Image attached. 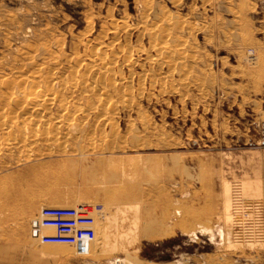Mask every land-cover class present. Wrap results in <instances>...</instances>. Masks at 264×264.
<instances>
[{
	"label": "rangeland",
	"instance_id": "1",
	"mask_svg": "<svg viewBox=\"0 0 264 264\" xmlns=\"http://www.w3.org/2000/svg\"><path fill=\"white\" fill-rule=\"evenodd\" d=\"M97 44L117 56L115 87L60 100L81 128L57 104L38 116L62 121L63 147L0 139L1 184L31 205L25 222L42 205H101L97 236L87 256L72 249L83 257L69 261L64 246L60 261L25 224L18 251L45 264H264V0H0V83L47 57L71 80L69 54L100 64ZM100 98L114 108H94ZM96 150L109 163L97 164Z\"/></svg>",
	"mask_w": 264,
	"mask_h": 264
},
{
	"label": "bare ground",
	"instance_id": "2",
	"mask_svg": "<svg viewBox=\"0 0 264 264\" xmlns=\"http://www.w3.org/2000/svg\"><path fill=\"white\" fill-rule=\"evenodd\" d=\"M156 49L157 51H160V50L168 51V46H166L165 44H161V45L159 44V46H157ZM97 51L101 52L100 56L99 54H97L99 56L98 59L101 60L100 64L96 63V61H91V64H87V63L84 64L85 62L82 63L83 59H81V56L79 55L77 51H72L69 54V56L73 59V60L68 59L67 61L68 62L67 69H69L67 71L69 73L67 74L72 77L74 76L73 79L69 77L71 80H68L67 77H62L64 75H59V73L57 72V68H56L57 65L59 66V63L56 65H53L54 67L53 66L51 67V63H49V61L51 60V57L50 58L47 57L46 61H44L42 65H33L32 70L29 73L21 75L19 79L16 81L15 80H3L0 83V87H1L0 88V100H2L4 103V105L0 108V131L1 132L9 131L10 133L8 132L9 133L8 135L0 139L15 143V144H18V143L38 144L39 142H42V141L44 143L49 144L51 141H55V143H57L58 146L63 147L64 142L57 140L59 136L55 137V135L60 132V130L58 129H60V124L62 123V121L57 120L56 122L51 123L49 120L45 121L44 119V122L40 123L41 120L39 119L38 116H40L41 113L44 111L46 113V111H49L52 106L57 104L60 110L63 111L59 115V117L60 116L64 117L63 119H66L65 120L66 124L69 127H72L73 129H75L76 127H80V128L82 127L81 125L75 123L74 120H73L74 121L73 123L71 122V120L73 119L72 115H74L73 113L75 109L69 108L66 102H60V100H62L66 94H72L73 91H79L81 93L89 92L91 94L98 95V94H101L103 90L107 91L109 90V88L115 87L116 83L111 80V76L109 75V73L113 68L112 65L116 62L117 56L111 55L110 58L105 57L106 54L104 52L102 53L101 46L99 44L95 45L92 48V52H97ZM47 53L49 54L48 51ZM90 56L94 58L95 53H91ZM124 56L126 57V55ZM125 57H122V58H125ZM70 61H71V64L69 63ZM83 66H84L83 68L84 70L80 71V68H82ZM96 76L99 77L98 79L99 84L97 85L99 87L93 85V83L88 82V77L92 78ZM11 79H14V78H11ZM106 87H109V88L106 89ZM91 103H88L89 108H91L92 106ZM109 107L114 108V105L110 103L109 101L105 100L104 98H100L98 100V104L94 108H99L100 110L105 112L108 110ZM73 108H75L74 105H73ZM77 108L78 107H76V109ZM107 119H109V117H107ZM41 124H43L44 126L40 130L39 125ZM85 134H89V132L86 131ZM92 139H90L89 137V138H85L84 139L85 141H84L83 139H80L77 136H75L74 138V140L77 143L80 144V143H83L84 141V143L86 142V145H88V147L94 148V141H93L94 139L93 140ZM93 154L96 155L95 162H97V164L98 163L107 164L109 163L106 161V160L109 161V159L107 158H111L109 154H107L108 156H105L106 154H105V151L103 150L93 151ZM25 159L30 161L29 159H31V155L29 154L26 155ZM124 172L125 171H122V173ZM1 175L2 174H0V260L2 262H0V264H15L14 256L17 253H19L18 251L19 242L21 240L27 241V237L24 235L22 228L25 226V224L28 225V224L33 223L34 215L28 222H25L24 216H20V212H22L24 208H28V209L31 208V205L25 201H22L23 196L21 192L16 189V187H14L13 185L10 186V185L1 184L2 182ZM69 180L70 179H68V181ZM113 194L114 192H108L107 190L106 198L111 201L118 200L121 203L122 198L124 196L122 198H120L119 196L118 198V197H114ZM42 201L47 202L50 200L47 198H44V200ZM228 201L229 199L225 201L224 209L222 208V210L225 211L224 213L226 217L229 211V206H228L229 203H227ZM104 207L102 206L103 209ZM149 218L152 220L153 223H155L157 220V218H154V219H152L151 217ZM202 228L206 229L207 226L202 225ZM7 229L11 231V234H8V235L5 234L6 232L5 230ZM156 235L161 236V232L157 231ZM66 249H67V254H68L67 259L69 261H71L72 259H78V258L83 257V256H78L77 254L73 252L70 253L69 251H73L72 250L73 248L71 247L66 246ZM49 250H51L50 252L51 259H58L60 261L62 260V257H60V255L64 254L63 252L64 246H55ZM49 250L47 251L49 252ZM103 250H106V248ZM95 251L93 252L95 253ZM85 254L87 256V253ZM65 256L66 255H64L63 257L65 258ZM93 259H95V257H93ZM26 261H30L29 264H34L37 262H40L41 264H45L47 262L46 259H39V258H36L35 256L27 258ZM127 264H143V263L130 260V261H127ZM144 264H147V263H144Z\"/></svg>",
	"mask_w": 264,
	"mask_h": 264
},
{
	"label": "built area",
	"instance_id": "3",
	"mask_svg": "<svg viewBox=\"0 0 264 264\" xmlns=\"http://www.w3.org/2000/svg\"><path fill=\"white\" fill-rule=\"evenodd\" d=\"M101 205L78 203L73 206H42L35 215L31 233L39 246H67L86 253L96 238Z\"/></svg>",
	"mask_w": 264,
	"mask_h": 264
},
{
	"label": "crops",
	"instance_id": "4",
	"mask_svg": "<svg viewBox=\"0 0 264 264\" xmlns=\"http://www.w3.org/2000/svg\"><path fill=\"white\" fill-rule=\"evenodd\" d=\"M19 250H20L19 253H17L14 256L15 264H29L30 261H26V260H27V258L31 257V255H33L35 252L33 254H30L28 249L19 248ZM23 255H26V256L22 257ZM0 262H2V261L0 260ZM34 264H41V263L37 262V263H34Z\"/></svg>",
	"mask_w": 264,
	"mask_h": 264
},
{
	"label": "water",
	"instance_id": "5",
	"mask_svg": "<svg viewBox=\"0 0 264 264\" xmlns=\"http://www.w3.org/2000/svg\"><path fill=\"white\" fill-rule=\"evenodd\" d=\"M33 225H35V223H33Z\"/></svg>",
	"mask_w": 264,
	"mask_h": 264
}]
</instances>
